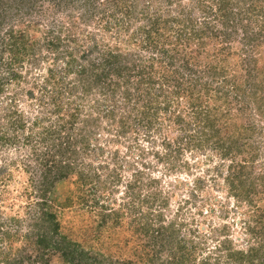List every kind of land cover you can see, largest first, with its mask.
Segmentation results:
<instances>
[{
  "label": "trees",
  "instance_id": "trees-1",
  "mask_svg": "<svg viewBox=\"0 0 264 264\" xmlns=\"http://www.w3.org/2000/svg\"><path fill=\"white\" fill-rule=\"evenodd\" d=\"M80 1L79 6L84 10L82 16L92 21L99 12L95 5L97 0ZM103 1L104 8L113 12L103 14L100 21H104L107 30L116 26L126 36L120 38V46L115 49L105 45L100 48L98 43L90 45L84 41L86 46L79 42L81 38L71 37V34L67 38L74 44L66 45L53 29H47L38 37V24L41 16L46 15L39 13L41 7L35 9L41 0H12L10 4L9 0H0V69L5 63L3 55H9L7 63L13 72L9 82L18 80L19 71L14 68L27 55L41 53L44 49L53 55V64L58 68L46 70L42 92L36 101L46 110V119L54 118L52 126L58 129L51 130L49 126L48 133L42 131L38 135L42 142H48L58 152L60 165L66 163L64 159L68 160L67 165L58 169L66 167L65 174L55 175L46 169L33 182L36 208L26 239L29 244L35 243L36 254H14V250L10 253L0 249V259L5 264H50L49 256L57 254L63 264H126L101 253L93 245L86 247L69 237L53 211L55 206L74 203L76 197V203L83 204L82 208L97 209L100 228L108 224V219H114L111 225L122 227L120 209L112 202L108 205L101 202L95 190L89 192L92 189L89 184L96 177L99 179V175L91 172L92 162L86 173L77 176L74 193L70 191L62 201L58 200V195L54 198L50 195L56 192L57 185L63 182L71 168L78 165L76 159H71L79 157L76 144L82 146L80 150L84 154L93 151L89 142L92 137L89 128L93 124L105 132V135L96 132V139L102 136L107 143H118L131 128L133 131L143 128L149 133L157 123L164 127L168 136L174 130L187 132L184 137L176 135L186 149L199 151L210 142V150L218 155L227 172L228 195L255 209L243 222L248 235L246 247L234 249L226 233L228 227L224 226L218 233V245L214 247L217 258L210 253L200 255L203 252L195 250L199 243H192L173 232L175 220L163 226L170 230L169 233L173 232L164 236L162 230L152 227L151 220L155 216L152 211L139 213L133 218L136 224L130 230L133 238L143 241L139 244L144 250H154L151 254L145 251L148 264H155L156 255L160 260L157 264H264V203L261 207L256 203L264 194V164L259 169L255 166L262 161L259 159L261 149L264 154V125L257 127L255 120L247 125L241 120L244 112L249 119H254L256 111L264 116V50L259 49L264 42V0ZM15 6L21 12H13ZM236 42L248 45L243 56ZM71 76L73 81L69 79ZM9 82L0 78V96ZM33 90L30 87L28 94L23 91L21 95L31 100ZM16 94L9 97L4 107L6 112L0 113V119H7L5 128L0 129L1 144L17 142V129L28 123L23 120V111L17 108ZM101 101H105L103 105ZM86 104L93 106L92 111L82 115L80 108ZM33 121L36 125L41 120L35 118ZM104 122L109 123L108 129L103 127ZM29 134L24 135L23 131L20 138L30 141L33 137ZM182 137L186 141H182ZM164 144L169 143L164 140ZM181 149L172 150L177 153ZM108 153L113 155L114 167H121L118 150ZM225 159L231 162L224 164ZM101 162L100 165L105 163L103 170L107 171L109 164L106 160ZM114 167L107 173L109 182H113L114 177L119 180ZM143 174L142 171L135 173L132 186L142 189L147 184L158 185L159 180L154 177L143 182ZM14 178L9 170L2 168L0 183L7 191L13 190L9 188ZM98 182L100 187L107 185L104 180ZM154 190L150 203L160 199L161 190L157 187ZM132 197L142 201L139 193H133ZM157 217L164 222L160 212ZM2 233L1 241L12 237L7 229ZM166 236L167 243L176 251L163 257L161 246ZM189 243H192L190 247ZM139 256L143 259L141 253ZM128 264L139 262L129 260Z\"/></svg>",
  "mask_w": 264,
  "mask_h": 264
},
{
  "label": "rangeland",
  "instance_id": "rangeland-1",
  "mask_svg": "<svg viewBox=\"0 0 264 264\" xmlns=\"http://www.w3.org/2000/svg\"><path fill=\"white\" fill-rule=\"evenodd\" d=\"M184 1V3H187L186 0ZM80 2V0H41V3L35 6V9L38 10L41 7L39 13H45L46 15L41 16L36 35L39 37L40 34L46 33L47 29H53L60 36V39H63V44L66 45L72 46L74 44L68 41L67 38L71 34V37L76 36L81 38L82 41L80 40L79 42H82L86 46L87 44L92 45L94 43H98L100 48H103L104 45L113 49L116 46H120V38L126 37L125 32L116 26L107 30L104 27V21H100V17L103 14L113 12L112 9L104 8L105 1H96L95 5L99 12L92 21L85 20V17L82 16L84 10L79 6ZM8 3H12V0H9ZM17 10L21 12L17 6L12 9L13 12ZM58 27L60 30H57ZM235 46L239 48L241 56H243V53H246L245 49L248 48V45L245 46L242 43L240 45L238 42L235 43ZM259 49L264 50V42ZM256 51L257 48H254L253 52ZM6 55L4 54L2 58L5 63L2 64V68L0 69V78H3L5 82H9L11 81L13 72H11L12 69L7 63L9 55L8 57ZM53 59V55L47 53L46 49L41 53L27 55L22 59L21 63L16 65L17 68H14V70L18 69L20 77L18 80H12V82L5 85L4 93L0 96V109L2 108L0 113L2 115L3 112H6V108L4 107L7 101L9 102V97L17 92V99L15 101L17 102V108L23 111L24 122L28 121L26 123L27 126L17 129V142L0 143V175L2 174V168L4 169L5 167L15 177L14 183L9 188L13 189L11 190L12 192L7 191L6 186L3 187V183H0V237L3 235L2 231L6 229L12 234V237L8 240H0V249L8 250L10 253L14 250L12 252L14 254L17 252L18 254L30 253L34 255L37 252L35 243L29 244L26 239V236L31 232V224L33 222L31 215L34 212V208H36V203H34L36 200L35 190L34 188L32 189L34 180L37 175L42 171H46V169H50L55 175L61 172V174H65L66 167H63L61 171L58 169L60 166L67 165L68 163V160L64 159L66 163L60 165L58 162L60 160L58 152L48 142H42L38 135V132L42 131L48 133L49 126H51V130L58 129L57 126H52L55 123L54 118L46 119V110L38 106L39 103L36 101V97L41 95L42 92V85L44 84L42 78L45 76L46 70L51 67L58 68L53 64ZM72 77H69L70 81H73ZM30 87L34 88L31 100L21 95L23 91L28 94ZM21 88H24V90ZM104 102L101 101L100 105H103ZM92 107V105L87 106L86 104L80 108V114L85 115V113H89V111H92ZM246 114L244 112L241 115L243 117L241 120L247 125L251 120H255L254 122L257 127L264 125V116L257 111L253 113L254 119H249L246 117ZM35 118L40 119V123L34 125L33 120ZM79 121L80 119L78 123ZM6 123L7 119L1 118L0 129L2 127L5 128ZM102 125L103 127H107V129L110 127L108 122H104ZM89 130L92 136L89 142H91L93 151L90 150L86 152L87 154H84L80 150L82 146L78 143L76 144L79 157L75 158L73 156L71 159H76L78 165L70 167V172L63 179V182L57 185L56 192L51 193L50 198L58 195V200L62 201L66 199V195L70 191L74 193L78 181L77 176L82 172L86 173L89 170L88 166L92 162L91 165L93 167L91 172L99 175V179L96 177L89 184L92 187V189H89V192L94 193L95 190L94 194L101 199V202H105L107 205L109 202H112L115 208L120 209L122 227L119 228L117 225H111L114 219H108L109 225L107 224L100 228L97 225L99 220L96 214L97 209L94 211L82 208L81 205L83 204L79 205V203H76L78 200L74 197V203L61 207L55 206L53 209V211H56L62 230L69 237L77 239L86 247H89V245L95 246L101 253L108 255L114 260L116 259L126 264H128L129 260L135 263L139 262V264H148L146 260L148 256L145 254V251L151 254L154 250H144L140 246V242L143 241L133 238L132 230L130 229L131 226L136 224L133 221L134 217H137L139 213L152 211V214L155 215L151 220L152 227L159 228L160 231L162 230L164 236L177 232L180 237L183 236L184 239L191 240L192 243H199L195 250L198 253L203 252L200 255L204 256L206 253H210L213 258L216 257L214 247L218 245L220 238L218 233H220L224 226L228 227L226 233L232 239L234 249L246 247V237L248 235L243 228V222L247 219L249 213H253L255 208H250L245 204L246 202H240L232 195H228L227 172L223 170L224 166L221 164L218 155L210 150V142H206L204 147L199 151L186 149V146L180 143L181 140L179 138L176 139V135L184 137L187 132L184 133L179 130L177 132L174 130V133H169L168 136V132H166L164 127L161 128L157 123L154 124L152 131L149 133L143 128L140 131H133L131 128L127 136L122 137L118 143H107L102 136L96 139V132L104 133V135L105 132L100 127L99 129L95 127L94 124ZM23 131L24 135L25 133H31L29 135H32L33 139L26 141L20 138ZM110 132L113 133L114 130ZM146 134L149 136H145ZM165 135L167 137L164 138ZM164 140L169 144H164ZM182 141H186V138H183ZM178 147L182 148L179 152L176 153L172 150ZM116 149L120 156L119 162L121 163V167H114L113 155L108 153V151L114 153ZM102 151L104 154H102ZM259 157H261L259 159L262 161L255 164L257 169L260 168L262 163L264 164L262 149L260 150ZM47 159L49 161H46ZM105 160L110 166L107 171L103 170L105 163L100 165L103 163L101 161ZM230 162L228 159H225L223 163L228 164ZM113 167L118 172L117 176L119 180L114 177L112 179L113 182H109L111 179L107 176V173ZM138 171L144 173L141 176L143 182H149L148 178L154 177L159 180L158 185L153 184L149 186L147 184L142 189L132 186L135 179L134 175ZM99 180L106 181V187H100ZM156 187L158 190H161L160 202L150 203L152 201V191ZM135 192L141 194L140 198L142 201L138 202L137 199H133L132 195ZM259 199L256 202L259 205L257 207L263 205L264 194ZM159 212L163 215L164 222L158 220L157 214ZM246 212L247 214H245ZM174 220L176 221V225L171 229L173 232L169 233V229H163V226ZM167 236L165 238L166 242L163 241L161 246L164 250L162 252L163 257L170 251L172 253L176 251V248L173 249L171 244L167 243ZM192 243H189V247ZM140 253L143 259L140 258ZM8 259H10V256ZM2 260L0 259V264H5ZM49 262L50 264H63L57 254H51ZM153 262L155 264L160 262L157 255Z\"/></svg>",
  "mask_w": 264,
  "mask_h": 264
}]
</instances>
